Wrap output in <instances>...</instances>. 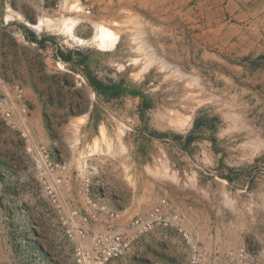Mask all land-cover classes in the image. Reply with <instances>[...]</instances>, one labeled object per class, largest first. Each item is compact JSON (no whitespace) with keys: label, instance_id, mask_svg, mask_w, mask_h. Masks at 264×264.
<instances>
[{"label":"rangeland","instance_id":"1","mask_svg":"<svg viewBox=\"0 0 264 264\" xmlns=\"http://www.w3.org/2000/svg\"><path fill=\"white\" fill-rule=\"evenodd\" d=\"M96 23L117 42L102 46ZM14 82L31 111L28 136L0 122V264H75L30 140L88 161L110 205L169 202L203 245L245 244L264 264V0H0V92ZM188 258L174 232L131 253Z\"/></svg>","mask_w":264,"mask_h":264},{"label":"built area","instance_id":"2","mask_svg":"<svg viewBox=\"0 0 264 264\" xmlns=\"http://www.w3.org/2000/svg\"><path fill=\"white\" fill-rule=\"evenodd\" d=\"M81 3L83 0H78ZM30 104L23 84L14 82L0 92V122L28 136ZM35 169L47 201L67 240L75 264H114L137 249L144 236L171 229L189 248L187 264H258L245 244L203 245L184 212L169 202L129 215L110 205L95 187L88 161L72 164L42 142L29 141Z\"/></svg>","mask_w":264,"mask_h":264},{"label":"bare ground","instance_id":"3","mask_svg":"<svg viewBox=\"0 0 264 264\" xmlns=\"http://www.w3.org/2000/svg\"><path fill=\"white\" fill-rule=\"evenodd\" d=\"M77 11H81V8H76ZM10 16V14H9ZM21 17V16H20ZM65 18V17H64ZM62 19V18H61ZM39 20V19H38ZM71 20V19H70ZM79 20V19H78ZM77 20V21H78ZM65 21V22H64ZM63 22L65 23V26L67 28L68 31H70L71 33L73 32V25L75 24V20H64ZM47 22V21H46ZM29 23V22H28ZM44 23V21L42 19H40V21L37 24H32V26L34 25L35 27H40L42 24ZM64 23H62L64 25ZM101 23V22H100ZM100 23H96L97 24V31L94 35V38L97 39L98 41H100V44L104 47H106L107 45H113L117 42V34L110 29L109 27L105 26L104 24H100ZM76 25V24H75ZM107 25V24H106ZM62 27V26H61ZM64 30V29H63ZM73 35V33H72ZM76 36V35H75ZM93 37V36H92ZM79 38V37H77ZM91 38V37H90ZM92 38V39H94ZM78 40V39H77ZM113 47V46H112ZM95 146H97V140H96V144ZM96 149V148H95ZM94 150V149H93Z\"/></svg>","mask_w":264,"mask_h":264},{"label":"trees","instance_id":"4","mask_svg":"<svg viewBox=\"0 0 264 264\" xmlns=\"http://www.w3.org/2000/svg\"><path fill=\"white\" fill-rule=\"evenodd\" d=\"M30 35V36H29ZM28 36L30 37V39L32 41H35L37 43H39L41 46H45L44 45V41L46 40V38H42V39H38V37L35 35V33L33 32H30ZM58 53L65 59V60H71L72 59V56L71 54L69 55H66L65 53H63V51L61 50H58ZM92 83L95 85V87L97 89H100L104 92H110V94H112L111 92V89L114 88L113 85H109V84H106L104 83L103 81L97 79L96 77L95 78H92ZM192 139H194V136L192 134L188 135V142H190Z\"/></svg>","mask_w":264,"mask_h":264},{"label":"crops","instance_id":"5","mask_svg":"<svg viewBox=\"0 0 264 264\" xmlns=\"http://www.w3.org/2000/svg\"><path fill=\"white\" fill-rule=\"evenodd\" d=\"M11 128H12V127H11ZM12 129H13V128H12ZM161 232L164 233V235H169V234H172L174 231L171 230V229H170V230L167 229V230H163V231H161ZM161 232H160V233H161ZM174 233H175V232H174ZM114 264H137V263L131 259V253H128V254L122 256L120 259L116 260V261L114 262Z\"/></svg>","mask_w":264,"mask_h":264}]
</instances>
